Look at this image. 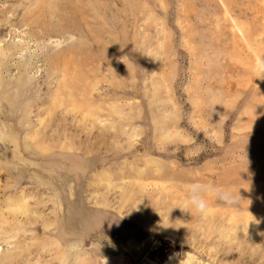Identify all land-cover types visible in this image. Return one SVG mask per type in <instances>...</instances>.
<instances>
[{
    "label": "rangeland",
    "instance_id": "rangeland-1",
    "mask_svg": "<svg viewBox=\"0 0 264 264\" xmlns=\"http://www.w3.org/2000/svg\"><path fill=\"white\" fill-rule=\"evenodd\" d=\"M259 68L264 0H0V264H264Z\"/></svg>",
    "mask_w": 264,
    "mask_h": 264
},
{
    "label": "clouds",
    "instance_id": "clouds-1",
    "mask_svg": "<svg viewBox=\"0 0 264 264\" xmlns=\"http://www.w3.org/2000/svg\"><path fill=\"white\" fill-rule=\"evenodd\" d=\"M258 70L264 72V68H259ZM209 195L229 206L237 203L235 194L222 191L213 184L191 183L186 187L185 204L196 213L205 215L209 210V202L206 198ZM62 264H66V262L62 261ZM105 264H107L106 260Z\"/></svg>",
    "mask_w": 264,
    "mask_h": 264
}]
</instances>
